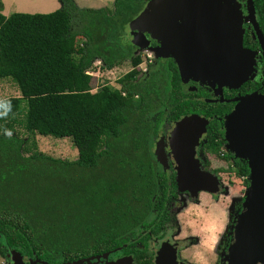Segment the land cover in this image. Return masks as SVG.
I'll return each instance as SVG.
<instances>
[{"label": "trees", "instance_id": "16d2710c", "mask_svg": "<svg viewBox=\"0 0 264 264\" xmlns=\"http://www.w3.org/2000/svg\"><path fill=\"white\" fill-rule=\"evenodd\" d=\"M59 1L61 8L51 13L9 17L0 3V80L20 91L19 97L0 101V112L3 101L12 106L0 117L2 258L15 251L63 264L129 247L155 209L151 225L158 233L180 189L175 173L157 170L153 144L159 130L189 114L212 118L223 113L190 94L185 98L181 73L169 57L148 63L147 73L140 69L144 58L135 52L128 31L150 0H115L113 8L98 9ZM254 6L264 30V0H254ZM96 62L103 74L125 63L131 70L93 92L89 73L97 71ZM221 127L212 120L208 151L215 160L229 162L228 154L221 156L224 144L216 143L224 138ZM5 128L12 137L3 135ZM19 128L32 136L70 138L78 158L46 156L35 141L21 138ZM226 162L228 174L242 179L244 195L250 185L248 164L237 159L226 169ZM4 181L15 183L4 188ZM134 255L136 264H151L140 250Z\"/></svg>", "mask_w": 264, "mask_h": 264}, {"label": "water", "instance_id": "95a60500", "mask_svg": "<svg viewBox=\"0 0 264 264\" xmlns=\"http://www.w3.org/2000/svg\"><path fill=\"white\" fill-rule=\"evenodd\" d=\"M241 7L238 0H150L129 26L132 41L157 57L176 58L182 79L192 76L196 81L217 84L220 89L238 88L254 79L256 65L255 54L244 47L246 22L252 24L264 49V34L255 15L254 0H246L247 15ZM146 32L162 42V47L150 48ZM189 71H192L190 75ZM209 121L196 114L186 116L176 123L170 138L178 186L194 199L199 193L217 194L220 189L219 179L203 171L196 158V149ZM224 128L228 150L246 161L250 169V185L227 256L228 264H264V95L254 93L238 99L225 119ZM157 149L160 161L166 166L163 138ZM113 253L63 264H91ZM9 258L11 264H49L38 259L27 260L15 251ZM129 261L133 264L132 258ZM124 263L120 260L109 264ZM156 264L164 261L158 258Z\"/></svg>", "mask_w": 264, "mask_h": 264}, {"label": "flooded vegetation", "instance_id": "af4514ba", "mask_svg": "<svg viewBox=\"0 0 264 264\" xmlns=\"http://www.w3.org/2000/svg\"><path fill=\"white\" fill-rule=\"evenodd\" d=\"M241 3V9L244 12V15H247V8H246V0H240L239 1ZM255 15L257 18V11L255 10ZM258 21V19H257ZM259 23V21H258ZM260 25V23H259ZM261 28V25H260ZM244 29H245V34H244V47L251 50L254 54H255V71H254V79H250L247 82H245L243 85H241L238 88H231L228 86H222L221 89L218 87V85H214L212 86L211 83L209 82H203V81H196L192 78V76L188 77L186 76L185 79H182V83H183V93L186 95L185 98H187L188 94H190L192 97H195L201 101H204L206 103H212L215 104L217 107L220 106L219 108L222 109V115H218L217 113L211 118V117H206L205 115H199L201 117H204L206 119H209V125L207 126V132L203 135V137L200 140V144L196 149V158L200 161V166L201 169L205 172H209L215 176H219L217 177L219 179L220 185H219V192L217 194H209L207 192H202L199 193V197L201 194H206L209 197H211L212 200L218 202V200L216 199V197L222 192V174H228V172L223 168V165L226 161H221L218 159L215 160V163H218L217 166L215 168H211V165L213 162L211 159L210 162V166L207 165V162L205 161V157L204 155H210V152L208 151V140H209V127L210 124L212 122L213 119H217L218 122L222 123V127L221 130L224 133V125H225V119L226 117L234 110L235 106L237 105V101L238 99L247 96V95H251L254 93H259L264 95V49L262 48V45L258 39V35L255 32L254 27L252 26V24L250 22H246L244 24ZM261 31L264 34V30L261 28ZM250 34L251 40L247 41V37ZM147 37L149 38V35H147ZM159 43V42H158ZM158 43L156 41H153L151 43V47L155 48L158 47ZM162 47V42H160V45ZM155 57L152 58V56H150V60L148 61V63H153L155 60L159 59V57H157V55L154 54ZM186 57H190L188 55H186ZM169 59H172L176 65H177V59L174 57H169ZM189 61L185 60V63H187ZM148 63L146 64L145 72H148ZM178 66V65H177ZM179 69V67H178ZM180 72V70H179ZM192 73V71H189V75ZM190 115H194V114H189L186 116H190ZM186 116L182 117L180 120H182L183 118H185ZM179 120V121H180ZM178 121V122H179ZM177 123V122H176ZM175 124H173L172 127H169L168 129H161L159 130V133H162V137H159V133L157 138H159V140L161 138L164 139V146H165V151H166V157H167V165L165 166V164H163L162 162L161 165L158 163L157 157L155 155V151L153 149V153L155 155V161L157 162V170L159 172H165L168 176L172 175V174H176V181H177V170H176V161L175 158L173 156V154L171 153V148H170V138L172 135V131L175 127ZM171 129V134H169V136H165L168 133V130ZM165 137V138H164ZM156 138V139H157ZM155 142V141H154ZM158 141H156L157 144ZM216 143L219 144H224V148L227 145L225 138L221 139L219 142L218 140H216ZM154 145V144H153ZM222 148V150H220L221 152V156H225L226 154H228L229 157V162L227 163V167L226 169H231L229 168L230 165V161L232 160V168L234 165H236V161L238 158L234 157V155L230 152H228L227 149ZM232 154V156L230 155ZM227 155V156H228ZM240 161H244L241 159H238ZM161 166V168H160ZM230 185V184H228ZM180 191V192H179ZM179 191L176 193L175 198L173 199L174 201L171 202V206L167 207V210L169 211L168 215L166 217H162V219L159 221V231L157 233V231H155L157 229V227H153L151 225V221L147 222V225L144 226L143 228H140L139 233L137 232V239L141 236H143L144 241H137V239H132L131 243H133L131 246L128 247V244L123 245V247H119L117 249H114L113 251H115V253L109 255V260L105 261L103 264H109L111 262H117L120 260H124V264H129L131 263V261H129V258H132L133 260V264H136V260H135V255L134 253L137 252L138 250L141 251L142 255H143V261H149L151 262V264H156L158 258H161L164 261V264H187L186 263V259H185V252L187 251L188 248H190L193 243L192 242H188L187 238L186 241L182 238H175L173 237L174 234L176 233V231L172 232L171 235H169V229L171 227H175V218L177 217V211H176V207L177 204H179L180 206L183 205V202L180 201L179 196L185 195L188 197L189 200H191L194 203H198V198L194 199L191 197L189 192H183L179 189ZM215 197V198H214ZM216 199V200H215ZM243 208H236L233 212V214L231 215V225L229 226V231H227L224 239L223 240V248L220 250V254L218 255L219 259L217 258L216 263L218 264H228V260H227V256L229 254V250L232 247L233 243H234V233H235V229L236 226L238 224L239 218L241 213L243 212ZM157 216H158V211L155 209ZM157 218V217H156ZM154 221V220H153ZM142 239V238H141ZM199 242V240H197ZM186 244H185V243ZM128 247V252H125V249ZM115 255V256H114ZM97 256V255H96ZM89 258V257H88ZM164 258V259H163ZM6 259V264H11L12 261L9 257L4 258ZM27 260H29L30 258H26ZM104 260L103 258L101 259V261ZM94 261H97L94 260ZM93 261V262H94ZM27 264H29L27 262ZM87 264V263H86ZM260 264V263H259ZM262 264V263H261Z\"/></svg>", "mask_w": 264, "mask_h": 264}, {"label": "rangeland", "instance_id": "374dc122", "mask_svg": "<svg viewBox=\"0 0 264 264\" xmlns=\"http://www.w3.org/2000/svg\"><path fill=\"white\" fill-rule=\"evenodd\" d=\"M240 1V0H238ZM77 4L81 8H95L98 9L100 7H109L113 8V5L115 4V0H76ZM1 6H2V13L9 17L10 15L14 13H27V14H35V13H51L56 10H59L61 8V2L59 0H0ZM130 29V28H129ZM128 37L132 39L131 31L129 32ZM147 35H149V47L151 48V43L153 41H156L157 39L154 38L149 32H146ZM157 42V41H156ZM158 43V42H157ZM160 43H158V46ZM149 50V49H148ZM135 52L137 54H141L144 58V63L148 61V54L144 50H141L137 46H135ZM150 52V51H149ZM152 55V58L155 57L154 53L150 52ZM150 59V58H149ZM95 66H97V62L95 63ZM143 68H145V64L143 65ZM131 70V66L129 63H125L122 66L115 68L112 71H108L105 74H100L99 72L95 73H89L90 76H92L93 80V86L94 90L93 92L102 86L107 85L108 83L114 85L125 73ZM20 91L18 86L14 83H12L9 80H0V101L4 100L9 97H19ZM20 118V115H19ZM171 129L168 130L166 137L171 134ZM18 133H22L21 138H24L25 140H29V143H32L33 141L36 142L37 150L46 156L49 157H55V158H67L68 160H74L78 158V151L75 147L73 141L70 138H54L52 136H43L41 134L32 136L29 133L25 132V130L22 128L18 129ZM159 137H162V133H159ZM165 138V137H164ZM156 141L157 144H156ZM159 143V138L155 139L153 149L155 151V154H157V147ZM32 145V144H31ZM224 148V146H223ZM224 149H227V146H225ZM31 150L34 152L35 149L31 146ZM228 152H230L228 150ZM231 153V152H230ZM25 156H28V154ZM29 157V156H28ZM205 161L207 162V165L210 166L211 159L213 162L211 165V168H215L218 163H215V157H212L210 155H204ZM235 157V156H234ZM158 163L161 165V161L159 157L157 156ZM160 161V162H159ZM44 166H46L44 164ZM52 165H47L49 167ZM232 160L230 161L229 168H232ZM161 168V166H160ZM64 174L67 176H70L68 169H65ZM216 177H219L218 175ZM15 181H12L10 184H7L5 181L3 182V187H9L11 184H14ZM28 182L23 183V185L28 186ZM230 184V185H228ZM242 184V179L236 177L234 175V172H232V175L229 174H222V192L216 197L218 202L211 199L206 194H201L198 203L195 204L200 205L201 201H203L202 207L204 209L211 208L213 209V219L218 225H222L223 231L219 232V239L216 242L215 248L212 250L211 253L204 252L205 256L208 259V264H218L216 263L217 258L219 259L218 255L220 254V250L223 248V240L227 231H229V226L231 225V215L233 214L234 210L236 208H243L244 202H245V194L240 190L239 185ZM2 185V183H1ZM179 191V190H178ZM180 192V191H179ZM246 193V192H245ZM185 195H180V201L183 202L182 206L176 207V213H179L181 211V208L187 207L188 201L185 200ZM215 198V197H214ZM215 199V200H216ZM191 201V200H190ZM157 217L156 212H153L151 216L148 218V221H153ZM194 218V212L192 214H189L185 219H192ZM175 231L173 237L175 238H182L188 242H192V245L190 248L187 249L185 254V259L187 264H196V261L193 259L194 253L197 251H204L203 247L199 245L197 240H200V236H193L191 234V229L187 228L186 225L182 224L181 221L175 218ZM140 230L137 232L139 233ZM185 243V242H184ZM186 244V243H185ZM115 256V255H114ZM109 260L108 258H105L104 260L100 261H94L91 262V264H103L105 261ZM0 264H6V259L2 258L0 256Z\"/></svg>", "mask_w": 264, "mask_h": 264}, {"label": "clouds", "instance_id": "9594fccd", "mask_svg": "<svg viewBox=\"0 0 264 264\" xmlns=\"http://www.w3.org/2000/svg\"><path fill=\"white\" fill-rule=\"evenodd\" d=\"M150 50H146V53H149L148 55L152 56L150 54ZM153 53V52H152ZM150 59L148 58V61ZM142 63L140 66V69L142 72H145V69L143 68V65L148 63ZM100 66V62H97V72L102 74L100 72V69L98 68ZM114 70V69H113ZM112 71V70H108ZM107 71V73H108ZM4 105V111L0 112V117H6L9 112L11 111V103L9 101H3ZM3 135L6 137H12L13 132L11 129H3ZM185 200L188 201L187 207L181 208V211L177 213V219L182 222V224L186 225L187 228L191 229V234L193 236H200L199 245H201L204 249V251H197L194 253L193 259L196 261V264H208V259L205 256L204 252L211 253L212 250L216 246V242L219 239V232L223 231L222 225H218L214 219H213V209L207 208L204 209L202 207L203 201H201L200 205L195 204L194 202L190 201L188 197H185ZM180 205L177 204V207ZM194 212V218L192 219H185L189 214H192ZM175 231V227H171L169 229V235H171L172 232Z\"/></svg>", "mask_w": 264, "mask_h": 264}, {"label": "built area", "instance_id": "2783aa9c", "mask_svg": "<svg viewBox=\"0 0 264 264\" xmlns=\"http://www.w3.org/2000/svg\"><path fill=\"white\" fill-rule=\"evenodd\" d=\"M148 57L150 58V55H148Z\"/></svg>", "mask_w": 264, "mask_h": 264}]
</instances>
